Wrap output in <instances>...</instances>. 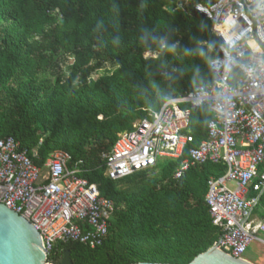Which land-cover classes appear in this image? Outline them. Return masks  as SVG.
Wrapping results in <instances>:
<instances>
[{"label":"trees","instance_id":"16d2710c","mask_svg":"<svg viewBox=\"0 0 264 264\" xmlns=\"http://www.w3.org/2000/svg\"><path fill=\"white\" fill-rule=\"evenodd\" d=\"M180 2L0 0V139L14 137L38 166L55 151L70 153L116 209L102 246L58 243L51 264L65 251L73 264H190L221 236L206 195L226 166L197 165L177 179L185 154L114 181L103 159L165 103L215 83L212 22L176 10ZM213 118L207 107L192 110V147Z\"/></svg>","mask_w":264,"mask_h":264},{"label":"built area","instance_id":"2783aa9c","mask_svg":"<svg viewBox=\"0 0 264 264\" xmlns=\"http://www.w3.org/2000/svg\"><path fill=\"white\" fill-rule=\"evenodd\" d=\"M188 9L211 21L218 37L217 57L209 64L215 83L168 101L120 134L103 155L106 176L119 181L185 154L177 179L197 165L226 166L222 177L208 182L206 203L221 231L212 249L245 259L252 243L264 245V217L252 218L264 194V0H182L176 8ZM202 107L214 118L206 140L192 147L191 113ZM72 162L59 150L38 166L14 137L0 139V204L40 232L47 257L58 243L102 246L115 219L114 202L83 176L91 170Z\"/></svg>","mask_w":264,"mask_h":264},{"label":"water","instance_id":"95a60500","mask_svg":"<svg viewBox=\"0 0 264 264\" xmlns=\"http://www.w3.org/2000/svg\"><path fill=\"white\" fill-rule=\"evenodd\" d=\"M44 250L46 251L40 232L31 222L0 204V264H51ZM61 264H73L70 251L63 253ZM190 264L253 263L245 259H235L218 249H210Z\"/></svg>","mask_w":264,"mask_h":264},{"label":"rangeland","instance_id":"374dc122","mask_svg":"<svg viewBox=\"0 0 264 264\" xmlns=\"http://www.w3.org/2000/svg\"><path fill=\"white\" fill-rule=\"evenodd\" d=\"M148 56H151V55H148ZM107 69L111 70V69H113V66L109 65V66H107ZM101 74H102V72L97 74L96 76H94V78L99 77ZM230 187L232 189L234 188L231 185H230ZM255 255L264 258V246H262L256 242L252 243V245L250 246V249L247 251V253L244 256H245V258L253 259V256H255ZM259 264H262V261Z\"/></svg>","mask_w":264,"mask_h":264},{"label":"crops","instance_id":"0c3cea01","mask_svg":"<svg viewBox=\"0 0 264 264\" xmlns=\"http://www.w3.org/2000/svg\"><path fill=\"white\" fill-rule=\"evenodd\" d=\"M253 194H251L250 196H252ZM264 217V206L260 203L253 211V215H252V218L253 220L255 221H260L262 220ZM259 244V243H258ZM262 245V244H260ZM264 246V245H262ZM250 249V247H249ZM248 249V250H249ZM245 260L253 263V264H259L261 261H262V264H264V258L260 257V256H253V259H249V258H245Z\"/></svg>","mask_w":264,"mask_h":264},{"label":"bare ground","instance_id":"6f19581e","mask_svg":"<svg viewBox=\"0 0 264 264\" xmlns=\"http://www.w3.org/2000/svg\"><path fill=\"white\" fill-rule=\"evenodd\" d=\"M250 45L252 46V48L256 51V52H258V51H260V49L258 48V46L255 44V42H250Z\"/></svg>","mask_w":264,"mask_h":264}]
</instances>
